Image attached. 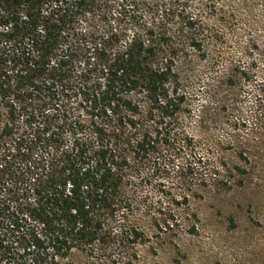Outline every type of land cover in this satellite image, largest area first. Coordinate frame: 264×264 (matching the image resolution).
Segmentation results:
<instances>
[{"label": "trees", "instance_id": "trees-1", "mask_svg": "<svg viewBox=\"0 0 264 264\" xmlns=\"http://www.w3.org/2000/svg\"><path fill=\"white\" fill-rule=\"evenodd\" d=\"M183 3L0 0V264H133L136 188L185 148L181 73L216 33Z\"/></svg>", "mask_w": 264, "mask_h": 264}, {"label": "rangeland", "instance_id": "rangeland-1", "mask_svg": "<svg viewBox=\"0 0 264 264\" xmlns=\"http://www.w3.org/2000/svg\"><path fill=\"white\" fill-rule=\"evenodd\" d=\"M183 4L216 33L207 55L181 73L185 100L174 134L185 148L172 151L166 170L143 169L149 178L136 188L132 220L147 239L124 261L264 264V0ZM189 163L193 173L185 172ZM164 221L179 227L163 229Z\"/></svg>", "mask_w": 264, "mask_h": 264}]
</instances>
